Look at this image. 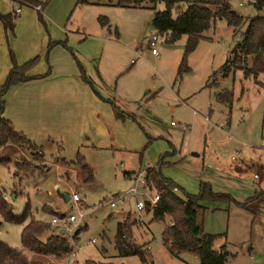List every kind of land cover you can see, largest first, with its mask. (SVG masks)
Here are the masks:
<instances>
[{
    "label": "rangeland",
    "instance_id": "obj_1",
    "mask_svg": "<svg viewBox=\"0 0 264 264\" xmlns=\"http://www.w3.org/2000/svg\"><path fill=\"white\" fill-rule=\"evenodd\" d=\"M141 1L147 7L107 4L92 7L95 17L102 15L108 19L107 27H101L96 19L93 20L97 33L104 32L114 39L116 31L119 38L117 43L127 47L104 42V51L99 52L96 64L99 62L97 70L106 81L111 98L131 115L132 118L128 119L141 132L143 146L133 155L117 150L114 144L109 150L88 153L84 162L88 161L91 165L90 180L85 181L86 175L77 170L74 182L67 187L68 192H77L80 198L78 204L65 201L62 186L58 192L51 189L55 180L53 171L42 180H35L38 182V190L35 191L28 181L26 185L21 184L26 181L24 178L28 173L20 170V177L16 178L20 182L17 187L14 184V188H21L22 193L19 190L20 194L15 196L11 190L12 166H0V187L7 195L13 215H20L25 205H28L35 220L43 222H49L52 215L74 213L77 207L83 212L77 224H68L69 229L64 230V235L71 241V254L62 261L51 258L50 264H65L67 259L69 264H141L136 255H118L114 245L117 223H130L128 219L133 217L131 199L126 198L123 205L114 208H110L106 202L110 195L125 192L134 184L138 198L144 200L149 197L152 191L144 189L140 181L134 182L133 179L138 177V173L144 174L146 167L157 164L160 156L161 174L186 193L196 194L199 181H203L210 185L212 191L228 194L241 202L253 195L254 190L264 189V177L254 181L250 178L251 172L256 173V169L247 161L253 158L264 167V74L257 77L260 84L254 83L250 77L243 78L239 70L219 77L217 70L235 38L231 35L230 26L223 20H215L214 25L202 33L203 37L187 54L185 62L189 71L176 78L186 36L181 35L172 43H165L164 35L150 25L154 9L149 7L148 0ZM229 2L233 9L244 16H252L256 12L247 0ZM154 5L155 9L163 8L160 1ZM241 29H244V25ZM89 30L95 34L93 28L89 27ZM152 34L156 36L155 55L145 48ZM210 76L217 82L216 86L212 85L213 88H232L230 111L210 97L205 85L209 83L207 80ZM207 102L210 103L209 109ZM204 116L206 119H203ZM169 121H174L175 125L170 126ZM219 122L223 126L219 127ZM160 147V152H155L153 163L147 164L148 158L145 159L143 153ZM22 149L26 157L18 156L17 160L30 162L37 169H43L44 174L48 163L39 149L26 146ZM232 155L237 159L230 160ZM52 159L64 169L70 166L69 162L57 156ZM242 160L246 161L243 163L246 169H240L238 175L235 170H225V164H241ZM79 164L73 162V166ZM138 167L141 168L131 177L122 173ZM250 168L251 171L247 170ZM49 201L54 208L43 204ZM202 205L205 206L200 216L203 231L217 236L214 248L222 243L225 245L228 252L225 264H264V193L246 203L249 213L222 200H205ZM127 207L130 212L126 211ZM139 217L141 221L134 218L129 226L130 240L142 247L147 264H178L179 260L186 264H198L196 255L186 253L179 255L178 260L158 243L167 217L151 221L150 213L145 211ZM23 224L4 221L0 217V240L20 249L19 231ZM50 228L54 231L57 229L51 225ZM45 236L47 233H42L39 239L43 241ZM21 251L34 264L35 256L25 249L21 248Z\"/></svg>",
    "mask_w": 264,
    "mask_h": 264
},
{
    "label": "trees",
    "instance_id": "obj_2",
    "mask_svg": "<svg viewBox=\"0 0 264 264\" xmlns=\"http://www.w3.org/2000/svg\"><path fill=\"white\" fill-rule=\"evenodd\" d=\"M14 1L18 4L38 5V8H36L37 16L41 18L39 10L47 0ZM98 1L100 0H75L74 6L83 3H96ZM148 1L150 2L149 7L154 9L150 25L159 34L164 35L165 43H172L181 35L186 36L176 69V78H180L182 73L189 71L185 58L193 50L197 41L203 37L202 33L212 27L215 20H223L226 25L230 26L231 35L235 40L224 62L217 70L219 77H225L239 70L243 78L250 77L254 83H261L257 77L260 74H264V0H247V2L250 1L248 3L256 11L252 16H244L242 13L237 12L231 7L229 0ZM158 1L163 3V8L155 9L154 4ZM141 2V0H108L105 3L112 6L147 7L145 3ZM16 7L19 8V5H16ZM14 10L8 13H0V23L5 32H12L16 12ZM96 21L101 27L108 26V19L105 16L98 15ZM242 25H244V29H241ZM116 34L117 32L115 31ZM236 35L238 36L236 37ZM54 44L67 47L64 41L48 42L44 52V59L47 50ZM7 53L10 67L3 82L0 84V147L6 144H15L21 148L25 146L27 148H38L24 133L16 130L11 122L2 116L3 96L9 87L32 78L44 76L49 69L43 75L27 76V71L38 62L39 56H33L18 64L10 49H8ZM74 61L81 80L89 84L81 64L76 59ZM208 81L209 83L205 85L208 87L210 97L213 98L216 104L225 105L229 109L232 101V88H213L217 82L211 76ZM104 100L110 105L113 116L116 119L132 118L129 113L122 110L115 103L114 99L106 98ZM6 160L0 158L1 162L5 163ZM75 161L80 163L79 167L81 169L86 167L78 152L75 155V159L70 161V163ZM160 164L161 156L157 164L144 169L142 184L144 189L152 191V194H156L158 197L153 203L144 199L143 211L150 213L151 221L162 220L164 217L168 219L160 232L159 241L161 245L171 257L178 258L179 253L185 251L196 255L198 264H225L228 256L225 245L222 243L217 248H214V241L217 236L203 231L200 216L203 214L205 206L202 205V202L205 200H222L230 202L241 209L248 210L246 203L264 192H254L253 195L247 197L244 201L237 202L228 194L212 191L207 182L199 181L196 194L186 193L172 180L161 174ZM20 170L28 173V175H25L26 179L34 178V180L42 177L44 171L43 169H37L30 162L17 160L14 163L12 175L19 178ZM123 175L131 177L134 173L123 172ZM90 178L91 174L88 170L86 181L90 180ZM17 186L18 184L16 183L15 187ZM20 189L13 187L12 194L16 196L22 193ZM0 217L4 221L15 224L24 223L20 229L19 242L22 249L29 251L35 256L34 264H50L52 263L49 260L51 258L62 261L67 255L71 254V241L64 235V232H60L59 229H56V231L52 230L49 222L35 220L30 214L28 205H25L20 215H13L11 205L5 198L1 187ZM130 224L131 222L117 223L114 237L115 249L118 255H136L141 264H147L142 247L132 243L130 240ZM42 233H47L43 241L39 239ZM21 248L11 247L0 240V264H32L21 251Z\"/></svg>",
    "mask_w": 264,
    "mask_h": 264
},
{
    "label": "crops",
    "instance_id": "obj_3",
    "mask_svg": "<svg viewBox=\"0 0 264 264\" xmlns=\"http://www.w3.org/2000/svg\"><path fill=\"white\" fill-rule=\"evenodd\" d=\"M74 2L75 0H47L39 10L41 18H38L35 7L31 5L18 4L14 0H0V13L11 12L16 5H19V10L15 12L12 32H5L0 23V84L10 67L8 49L12 51L18 64L33 56H39L38 62L27 71V76L43 75L49 69L44 76L23 81L7 89L3 96L2 116L8 119L16 130L24 133L46 159L45 161L48 163L46 172L35 180H42L53 171L55 180L51 189L58 192V188L62 186L64 191L62 195L63 197L67 196V199L64 197L65 201H70L67 187L74 182L73 177L76 176L77 170H81L86 177L87 171L91 172L89 162H84V158L87 160L88 153L96 154L99 150H109L114 144L117 150L133 155L143 146L144 140L134 122L128 117L122 120L116 119L110 106L104 100L111 98V92L101 72L97 70L99 62L96 64V58L99 61V52L104 51V46L102 48L104 42L114 43L117 46L120 44L117 43L119 38L116 35H114V39H111L104 32L98 31L97 33L93 24L96 17L92 6L107 3L100 0L96 3H83L74 6ZM89 27L93 28L95 34L90 33ZM52 41H64L67 47L59 44L52 45L47 50L44 59L46 45ZM121 47L127 49L126 46ZM75 59L81 64L90 85L81 80ZM207 109H209V102H207ZM217 111L219 110L217 109ZM171 148L174 151V148ZM160 150L161 147L160 149L146 150L143 153V157L148 158L146 163L152 164L155 152H160ZM77 152L81 155L86 166L84 169L78 165L73 166V162L70 163ZM24 153L25 151L15 144H6L0 147V158L7 159V163L0 161V166L11 164L14 169V163L18 156L26 157ZM53 156L69 162L70 166H65L66 169L63 168L64 166H58L52 161ZM247 161L252 165V168L256 169L257 174L256 179H252L251 175L250 178L253 181L263 178L264 167L261 163L253 158ZM241 162V164L230 162L232 164L227 166L225 164L224 168L225 170H235L238 175L240 169H246L243 166L246 161L242 160ZM140 168L127 169L123 172L134 173ZM252 168L247 170L251 171ZM251 174L253 173L251 172ZM11 176L13 189L14 184H18L20 181L18 182L17 177L12 174ZM24 180L26 181H22V185H26L28 181L31 189L38 190V182L26 179V177ZM260 190L264 192V189L259 188ZM254 192L257 191L254 190ZM4 196L7 197L5 193ZM49 202L43 204L54 208L52 202ZM236 208L250 212L239 207ZM126 211L130 212L129 207L126 208ZM131 212L133 217L128 219L129 222L134 221L135 218L133 206ZM119 213L118 215H120ZM146 229L148 228L146 227ZM146 247L150 249L149 245ZM186 253L188 252L181 251L179 255ZM175 259L179 260V257ZM66 263L69 264L70 261L67 259ZM178 264L186 263L179 260Z\"/></svg>",
    "mask_w": 264,
    "mask_h": 264
},
{
    "label": "built area",
    "instance_id": "obj_4",
    "mask_svg": "<svg viewBox=\"0 0 264 264\" xmlns=\"http://www.w3.org/2000/svg\"><path fill=\"white\" fill-rule=\"evenodd\" d=\"M34 7L38 8V5H35ZM15 10L18 11L19 8L15 7ZM155 40H156V36L154 34H152L145 44V48L149 51V53L151 55L156 54V50L154 47ZM192 113L194 114L195 112L192 111ZM203 119H206V117L204 116ZM225 122L227 123V121H225ZM169 124L173 125V124H175V122L169 121ZM217 125L219 127H221V126H223V123L219 122ZM235 159H237V156H234V155L230 156V160H235ZM141 175H142V177L140 179ZM143 175L144 174L138 173V177L135 176L136 178L134 177L133 181L136 182L138 180L141 182V185L143 186V184H142ZM251 178L256 179L257 174L256 173L251 174ZM136 195H137V189H136V186L134 184L125 192H117V193L110 195L108 198V201L106 203L110 208H114L117 205H123L125 203L126 198L131 199L133 211L135 213V220L141 221L139 215L143 212L144 200L138 198ZM157 198L158 197L156 194H151L146 199L149 200L151 203H153L157 200ZM69 199L74 204H78L80 202V199H79L77 192H74V191L69 192ZM82 216H83V212L79 209V207H77L74 213H68L66 215L63 214L60 216H57V215L50 216L49 224L51 226H54L57 229H59L60 232H64V230L69 229L68 224H72V225L77 224L80 221V218ZM91 241H93V239Z\"/></svg>",
    "mask_w": 264,
    "mask_h": 264
},
{
    "label": "water",
    "instance_id": "obj_5",
    "mask_svg": "<svg viewBox=\"0 0 264 264\" xmlns=\"http://www.w3.org/2000/svg\"><path fill=\"white\" fill-rule=\"evenodd\" d=\"M248 2H250V1H248ZM64 197L67 199V196L64 195Z\"/></svg>",
    "mask_w": 264,
    "mask_h": 264
}]
</instances>
